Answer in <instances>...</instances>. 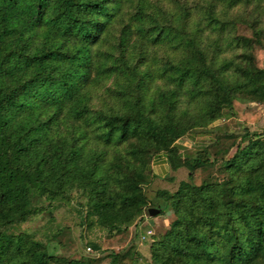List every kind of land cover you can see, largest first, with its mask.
I'll use <instances>...</instances> for the list:
<instances>
[{
    "label": "trees",
    "instance_id": "1",
    "mask_svg": "<svg viewBox=\"0 0 264 264\" xmlns=\"http://www.w3.org/2000/svg\"><path fill=\"white\" fill-rule=\"evenodd\" d=\"M253 104L264 0H0V264H264ZM159 156L189 179L149 197ZM62 203L78 240L16 230ZM166 212L143 256L138 227Z\"/></svg>",
    "mask_w": 264,
    "mask_h": 264
},
{
    "label": "rangeland",
    "instance_id": "2",
    "mask_svg": "<svg viewBox=\"0 0 264 264\" xmlns=\"http://www.w3.org/2000/svg\"><path fill=\"white\" fill-rule=\"evenodd\" d=\"M254 110H259L262 112V118L259 122V124L253 125L254 128H264V104H253L251 106ZM236 120L232 118H227L222 121L224 123L225 127L228 129H232L235 127ZM183 145L190 147V143L188 141H183ZM192 149V148H191ZM218 149L221 151L220 154H226L230 151V141L228 140H222L220 144L218 145ZM189 179V172L185 168H181L179 171H177L175 174H173V177L166 176L164 179L155 180L151 184H149L146 188V192L149 197H152L155 194L156 189H160L164 186V188H167L169 191H174L177 189L179 182L181 180H188ZM171 213L166 212L165 214H161L158 216H149L147 217L144 222L141 224V227H138V237L136 239V243L138 245L139 250L143 254V256H147L148 252V236L147 240H141L140 239V232L143 230L146 231L150 229L152 233H162L168 226L169 221L171 220ZM52 219H47L48 217H44V214H40L36 218L28 221L25 224L20 225L17 227L16 230H23L28 231L31 233H35L38 237L45 236L49 232H55L58 228L68 226V231L66 230V233H63L62 238H64L65 242H67L68 236H71L73 239H77L78 235L80 233L81 227L77 225L78 218L76 215H74V210L69 204L62 203L60 206H58L56 209L52 210ZM134 232L133 229L130 230L128 234L123 235L121 240L117 239H111V240H103L101 241V247L103 249L111 248L114 249L120 248L123 244H125L130 237L132 236V233ZM78 240V239H77ZM70 245H73V243H69ZM82 248V249H81ZM80 248L81 253L85 255H93L96 253L93 251V249H88L87 246L84 245ZM93 251V252H92ZM103 264H106V260Z\"/></svg>",
    "mask_w": 264,
    "mask_h": 264
},
{
    "label": "crops",
    "instance_id": "3",
    "mask_svg": "<svg viewBox=\"0 0 264 264\" xmlns=\"http://www.w3.org/2000/svg\"><path fill=\"white\" fill-rule=\"evenodd\" d=\"M181 168H179L177 170H171L169 165L165 161L164 156H159L158 158H155L154 160H152L151 163H150L149 175H150V178H151V183L154 182L155 180L164 179L166 176L173 177V174H175ZM158 189H156V191ZM160 189H167V188H164V186H163Z\"/></svg>",
    "mask_w": 264,
    "mask_h": 264
},
{
    "label": "water",
    "instance_id": "4",
    "mask_svg": "<svg viewBox=\"0 0 264 264\" xmlns=\"http://www.w3.org/2000/svg\"><path fill=\"white\" fill-rule=\"evenodd\" d=\"M159 211V209L158 208H149V213H150V215H154V214H156L157 212Z\"/></svg>",
    "mask_w": 264,
    "mask_h": 264
},
{
    "label": "built area",
    "instance_id": "5",
    "mask_svg": "<svg viewBox=\"0 0 264 264\" xmlns=\"http://www.w3.org/2000/svg\"><path fill=\"white\" fill-rule=\"evenodd\" d=\"M148 232H150V231H148ZM89 249V248H88Z\"/></svg>",
    "mask_w": 264,
    "mask_h": 264
}]
</instances>
